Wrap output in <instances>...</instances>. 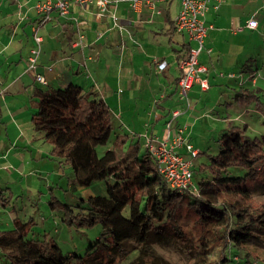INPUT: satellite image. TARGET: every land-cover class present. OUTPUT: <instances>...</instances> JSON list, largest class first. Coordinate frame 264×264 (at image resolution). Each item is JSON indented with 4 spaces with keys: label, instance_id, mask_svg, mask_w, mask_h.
Returning <instances> with one entry per match:
<instances>
[{
    "label": "trees",
    "instance_id": "trees-1",
    "mask_svg": "<svg viewBox=\"0 0 264 264\" xmlns=\"http://www.w3.org/2000/svg\"><path fill=\"white\" fill-rule=\"evenodd\" d=\"M174 30L173 25L167 33ZM32 98L31 126L49 144L50 155L70 167L72 184L111 182L106 183L105 196L81 199L78 209L57 199L47 202L67 226L99 225L102 232L96 243L104 255H116L122 261L137 246L142 248L137 256L147 254L153 252L150 243L167 235L175 245L183 244L175 251L184 264H257L251 262L249 243L264 232V203L244 185L264 171L259 165L264 160L263 137L247 138L245 124L226 126L215 141L216 154L204 152L207 163L197 168L190 165L192 182L196 174L203 175L192 183L196 192L191 193L168 186L139 134L114 132L110 141L113 115L96 91L69 84L35 89ZM108 143L109 149L98 157L96 148ZM233 170L245 174L231 177ZM181 214L192 216L191 224H183ZM13 224L12 230L0 231L3 264H68L69 258L47 234L27 239L24 224ZM166 225L171 234H164ZM104 238L110 247L102 245ZM136 257L134 264L139 263Z\"/></svg>",
    "mask_w": 264,
    "mask_h": 264
},
{
    "label": "crops",
    "instance_id": "crops-1",
    "mask_svg": "<svg viewBox=\"0 0 264 264\" xmlns=\"http://www.w3.org/2000/svg\"><path fill=\"white\" fill-rule=\"evenodd\" d=\"M11 1L14 5V0ZM40 1L25 0L27 9L20 4L19 11H14L15 5L0 7V23H9L11 33L10 38L0 37V79L2 73L5 75L4 80H0V126L5 128V135L0 136V161L7 159L6 155L12 151L18 138L7 130L11 126L18 131L13 120V117L17 119L18 113L13 110L17 105L11 104L14 92L9 98L4 94L10 89H19L20 83V87L24 86L31 93L32 107L33 91L38 89L34 83L50 90L69 84L92 89L107 104L118 125L125 127V132L139 134L143 140V136L163 140L168 131V139L172 140L176 130L186 126L184 145L191 146L189 132L197 126H211L215 131L217 127L225 129L231 124L229 114L220 116L215 111L221 104V96L210 102L215 87L229 84L237 89L228 85L227 89L245 97L248 93L254 97L260 92L258 77L250 73L254 71L251 64L255 61L258 42L264 44L261 40L264 35V0H222L217 5L208 4L204 21L213 28L207 32L198 61L207 69L202 77L208 80L209 89L201 91L193 86L189 90V110L178 98L177 60L195 45L175 29L180 0L158 3L154 10L143 7L139 12L124 3L112 4L102 16L96 15L94 5H74L66 17L53 11L45 22H41L34 8ZM111 15L117 17V25L113 24ZM250 20L257 21L255 29L247 27ZM24 23H28L29 35L24 29V34H18ZM173 25L175 30L167 33ZM78 31L84 37L81 48L75 45ZM34 33L42 42L35 70L29 71L28 58L37 46ZM177 34L182 36L181 44L174 40ZM161 36L168 37L167 41ZM206 49H210V53ZM226 72L233 77L224 76ZM35 75L43 77L45 84L37 82ZM237 98L241 100V97ZM21 103L27 107L26 103ZM173 111L178 112L176 117H172ZM4 118L8 123L3 121ZM184 145L178 153L184 159L192 157ZM192 147L198 152L199 148ZM3 167L7 169L5 165L1 169L4 170Z\"/></svg>",
    "mask_w": 264,
    "mask_h": 264
},
{
    "label": "rangeland",
    "instance_id": "rangeland-1",
    "mask_svg": "<svg viewBox=\"0 0 264 264\" xmlns=\"http://www.w3.org/2000/svg\"><path fill=\"white\" fill-rule=\"evenodd\" d=\"M24 2L25 0H14V11H19L20 4L27 9V5ZM11 3V0H0V7H14ZM27 27L28 23L22 24L18 34H24L22 33V29H24L26 34L29 35ZM49 27L50 25L47 26V29ZM10 36L9 23L5 25L0 23V37L3 39L10 38ZM161 37L165 41L168 39L166 36ZM174 40L181 44L182 36L179 34L174 35ZM261 40L264 42V35L261 36ZM257 50L254 56L255 61L251 64L254 71L250 73L258 77L257 87L260 88V92H257L254 100L249 98L252 93L247 94L248 98L238 99L235 97L236 91L227 89L226 86L230 85L223 83V86L214 88V95L210 101L214 102L215 98L221 96V104L215 108V111L220 116L229 114V117L232 118L231 124L233 125L245 124L247 127L246 136L249 139L264 138V44L262 42L261 44L258 42ZM11 66V68L14 67L13 65ZM224 74L226 76L231 73L226 72ZM4 76L2 73L1 81L4 80ZM244 78H247V75H244ZM20 86L21 83L19 84V89H10L7 92L8 94H4V96L9 98L10 93L14 92V95H11L13 97L11 104L17 105L16 108L15 106L13 107L15 113H18L16 115L17 119L13 117V120L16 123L15 126L18 131H14V127L11 126L7 127V130H9L10 134L15 133L18 138L12 147V151L6 155L7 159L0 161V189L4 190V192L0 193V231L12 230L14 228L13 222L17 221L24 224V228L27 231V239H42L43 235L47 234L48 238L55 241L60 253L69 258L68 264H134L132 261L138 255L139 250L142 249L140 246H137L122 261L116 255H104L96 243L102 232L99 225L96 224L90 228L70 227L61 221L60 213H54L49 209L47 202L51 199H57L73 206L74 209H78L76 207L81 199L95 195L105 196L106 183L111 182L109 180L99 181L90 186L72 184L74 177L70 167L60 164L57 159L53 158L49 152L50 146L44 141L42 134L32 129L30 123V115L33 112L31 93L24 86ZM34 86L42 90H50L48 87L43 88L35 83ZM230 88L237 89L235 86H230ZM18 90L21 92L16 93ZM21 102L26 103L27 107L21 106L23 105ZM237 115L240 118H236ZM3 121L8 123L7 118H4ZM112 122L114 130L110 135V141L114 137V132L125 133V127H120L121 125H118L117 118L114 116L112 117ZM221 128L217 127L213 132L211 126L206 128L203 125L201 127L197 126L193 132H189L192 146L199 148V155L196 158H185L189 160L194 168L208 161L207 157L200 153L216 154L217 146L215 141L226 130V128H222L224 131L221 132ZM3 135H5V128L1 125L0 136ZM109 147V143L106 146H98L96 148L98 157ZM3 165L7 169L5 167H3L4 170L1 169ZM259 165L264 166V160ZM244 174L245 171L233 170L230 176L242 177ZM201 176L203 175H195L194 184ZM244 188L252 191L254 196L264 203V171L256 181L246 183ZM192 219V216L186 218L184 214H181V222L183 224H191ZM163 231L164 234H171L170 226H164ZM193 236L196 237L197 234L194 233ZM153 240L154 237L150 241ZM171 240L172 238L165 235L164 238L150 243L149 246L153 252L147 254L141 253L140 256L136 257V262H139L137 264H184L183 256L177 254L175 251L178 245L183 247V244L177 243L175 245ZM101 243L102 245H106V247L111 246L105 238ZM249 244L252 254L251 262L256 261L257 264H264V232L255 234ZM88 252L90 253L87 255ZM0 264H3L1 254Z\"/></svg>",
    "mask_w": 264,
    "mask_h": 264
},
{
    "label": "built area",
    "instance_id": "built-area-1",
    "mask_svg": "<svg viewBox=\"0 0 264 264\" xmlns=\"http://www.w3.org/2000/svg\"><path fill=\"white\" fill-rule=\"evenodd\" d=\"M170 0H41L35 5L36 12L41 17V22L49 19L51 12H58L60 17H66L69 13L71 6L86 7L94 5L97 9L96 15L102 16L110 5H118L121 3L127 4L136 12H139L143 7L154 10L158 3H166ZM222 0H180V9L175 17V29L184 33L189 42L194 43L193 48L179 57L177 60V69L179 77L177 79V92L178 98L185 103L186 110L191 108L188 100V92L193 86H197L201 91L209 89L208 81L202 75L207 73L206 67L199 64L198 57L201 51L204 50V39L207 32L213 28L212 25L206 24L204 16L208 10V4L212 3L217 5ZM111 20L114 25H117V17L111 15ZM257 25L256 20H250L247 27L255 29ZM34 42L36 49L31 52L28 58V70H35V63L39 55V46L42 42L41 37L34 33ZM83 35L78 31V38L75 42L76 46L83 45ZM210 53V49H206ZM220 76H223L220 74ZM233 77L232 74L227 75ZM35 80L45 84L43 77L35 75ZM172 117L178 115L177 111L171 113ZM168 130V127H167ZM186 126L178 128L172 140H169V132L163 140L157 137H144L145 146L151 155L155 158L159 174L168 184L171 189H178L180 191H188L195 193L196 189L193 187L192 173L190 171L191 163L186 161L179 153L178 150L184 145L185 137L184 132ZM188 154L195 157L198 152L187 143L184 145Z\"/></svg>",
    "mask_w": 264,
    "mask_h": 264
}]
</instances>
